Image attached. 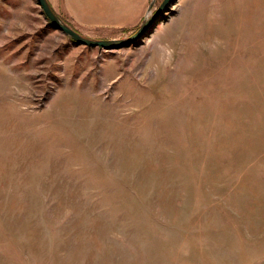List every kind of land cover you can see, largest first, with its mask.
Listing matches in <instances>:
<instances>
[{
  "label": "rangeland",
  "instance_id": "rangeland-1",
  "mask_svg": "<svg viewBox=\"0 0 264 264\" xmlns=\"http://www.w3.org/2000/svg\"><path fill=\"white\" fill-rule=\"evenodd\" d=\"M37 2L0 0V264H264V0H169L112 49ZM161 2L50 5L116 39Z\"/></svg>",
  "mask_w": 264,
  "mask_h": 264
},
{
  "label": "water",
  "instance_id": "water-1",
  "mask_svg": "<svg viewBox=\"0 0 264 264\" xmlns=\"http://www.w3.org/2000/svg\"><path fill=\"white\" fill-rule=\"evenodd\" d=\"M37 1L43 13L51 22L52 26L70 36V38H72L74 41L88 46H99L104 49H112L124 46L125 44H129L140 36H142L152 24V22L155 20V17L158 15L159 11L168 3L169 0H162L158 8L152 14L145 17L141 25L130 36L116 39H93L83 36L77 31H75L73 28H71L60 18L58 14L54 12L48 0Z\"/></svg>",
  "mask_w": 264,
  "mask_h": 264
},
{
  "label": "crops",
  "instance_id": "crops-1",
  "mask_svg": "<svg viewBox=\"0 0 264 264\" xmlns=\"http://www.w3.org/2000/svg\"><path fill=\"white\" fill-rule=\"evenodd\" d=\"M48 2H49V4H51V0H48ZM37 3H38V2H37ZM50 6H52V5H50ZM105 11H106V8H105ZM108 15H109V14H108ZM108 15H107V13H106V16H104V17H102V18H99L98 21H99V22H103V23H105V22H112L111 19H110L111 17L109 18ZM50 31H53V30H50Z\"/></svg>",
  "mask_w": 264,
  "mask_h": 264
}]
</instances>
